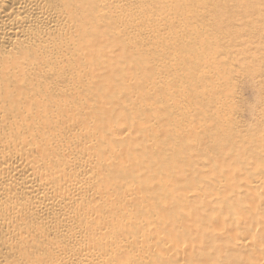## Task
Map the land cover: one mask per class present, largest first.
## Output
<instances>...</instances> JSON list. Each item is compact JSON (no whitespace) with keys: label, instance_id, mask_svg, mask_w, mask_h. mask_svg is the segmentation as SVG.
Instances as JSON below:
<instances>
[{"label":"bare ground","instance_id":"6f19581e","mask_svg":"<svg viewBox=\"0 0 264 264\" xmlns=\"http://www.w3.org/2000/svg\"><path fill=\"white\" fill-rule=\"evenodd\" d=\"M239 3L0 0V226L18 240L10 253L25 264H204L207 250L210 264H264V76L248 61L260 46L240 29L259 27ZM246 80L262 110L244 132L234 113ZM180 154L191 161L174 162ZM250 166L256 175L244 177ZM174 173L195 179L177 192ZM220 213L224 231H239L234 261L218 248L224 231L210 229ZM192 215L207 242L196 241ZM34 247L44 255L30 258Z\"/></svg>","mask_w":264,"mask_h":264},{"label":"rangeland","instance_id":"374dc122","mask_svg":"<svg viewBox=\"0 0 264 264\" xmlns=\"http://www.w3.org/2000/svg\"><path fill=\"white\" fill-rule=\"evenodd\" d=\"M239 4L242 5V6H237V7H240L239 8V12H240V10L242 11V13L241 12L239 13L240 17H242V16L245 17L246 16L247 19L250 20L251 25H254V26L257 25L259 27L258 30L255 29V27H249V26H243L240 29L242 30V38L245 39V38H247L249 36H252L253 43H255V44L260 46V50L258 49L256 52H253L248 61L252 62L254 64V66L259 70V74L257 76H264V23H263V21H264V0H241V3H239ZM252 6L256 7L255 9H253V12H246V7H252ZM238 17L239 16H237L236 14H234V15L231 14V16H229L227 19L229 21H233V19H236ZM20 43H21V41L17 42L16 46H19ZM0 83H1L0 86L1 85L2 86L5 85V84L3 85L2 84L3 82H1V81H0ZM2 86H1V88L3 89ZM5 87L6 86H4V88ZM5 89H7V88H5ZM13 89H11V90L15 91L14 87H13ZM260 94H261L260 88L256 87L255 84H253L250 80L244 81V83H242L240 85V87H237L235 95L238 97L237 100L240 103H239V107H238V113L237 114L234 113L235 117H236L235 123H236L237 126L239 125V127H241L244 130V132H246L247 130H250L251 126L255 123V118L258 117V114H260V111L262 110V102H261V100L259 98ZM192 106L194 108H196L197 110L200 109V107H202L200 105V103H198V102L193 103ZM161 115L164 117V115L162 113H161ZM179 115L192 117L190 110L185 111V112H179ZM161 121L163 122L164 120H161ZM159 123H160V116H159ZM161 130L162 131H166L164 128H161ZM155 145H156L157 148H160V150H163V149L167 148V152L174 151V150L170 149L171 145L168 144V145L165 146V143L162 142L160 139H159V141L157 139ZM200 153H201V155H199V156L204 157L206 159H208V158L213 156V152L210 150V148H203V149H201ZM186 157H188V158H186ZM193 157H196V156L194 155ZM187 159L190 160V154H188L187 156H186V154H180V156L177 157L176 159H174L173 161L176 162V163L184 164ZM193 159L195 160L196 158H193ZM163 162H164V160H163ZM169 164L168 163H165V164L164 163H160L159 167L161 169H166L169 166ZM251 169H253V167H251V166L248 167V171H250V173H248L246 175H243V176L244 177H253V176H255L256 172L254 170H251ZM199 170H202V168H200ZM192 178L195 179L193 175H189V177H187V176H184L183 173H181L180 175L178 173H174L172 179L174 180L173 183L176 184L175 185L176 189L179 190V191L177 190V192H181L183 190L186 191V188L184 186L185 185V181L192 182V180H191ZM201 184H203V183H201ZM190 191H188V192H190ZM225 207H226V209L228 211L231 210V208H229L227 206H225ZM234 210H235V212H238L237 211L238 209L234 208ZM214 215H212V216H214ZM248 219H249V224L247 226L251 225V223H252L251 219L250 218H248ZM259 219H260V217L255 219V221L256 220L259 221ZM212 220H213L212 221L213 226L211 225V228H210L211 232L224 231V229H223L224 226L228 227V225H229V220H226L225 217L223 218V215H221V213L218 214L217 216H214V218ZM199 221L201 222L200 218H197L194 215H192L188 219L187 223L192 227V229L195 228V226L197 227V229H199L197 231V234L195 235V238H196V241L198 243H201L202 240L206 241L205 239H207V236H204V238H203V229H202V225L198 224ZM259 222H261V221H259ZM201 223H203V222H201ZM215 225L216 226H220V227L219 228L218 227H214ZM171 227H173V226L171 224H169L167 228H171ZM213 228H215L216 230H214ZM217 228L219 230H217ZM220 228H222V230ZM230 230H232V229H229V228L225 229V231H224L225 234L224 233H223L224 235L222 234V240L220 242L221 244L219 243L220 245H218V246H221V247H218V248L221 250V252L224 254V256L228 257V259H230V258L232 259L231 255L233 254L232 250H229L231 240H233L235 235H237L238 232H239V231H236L234 229L230 232ZM240 230H244V228L243 229L240 228ZM245 230L248 233L244 232V235H245V233H247L248 236H250V235L251 236L252 235L256 236V234H250V233H253V232H250L249 227L248 228L246 227ZM234 231L237 234H235ZM191 232H194V231L191 230ZM227 232H230V233H227ZM232 234H233V236H232ZM49 235L53 236V232H49ZM257 238H259V237L257 236ZM208 239H209V237H208ZM209 240H211V239H209ZM258 240L262 241V239H260V238ZM17 243H18V240L15 239V238H12L9 234H7V232L5 230V227L0 226V264L2 262H4L5 260H16L20 264H25L27 262L28 258L19 257L18 255H15V254H12V253L9 252L10 246L16 245ZM214 246H216V245H214ZM214 246L212 244H210L208 248L213 247V249H215ZM45 249L46 248L43 249V248H39V247H34L33 248V255L30 256V258H33V256L41 257L42 255H44ZM245 250H246V252L248 251L247 254H250L253 249H252V246L251 247L247 246L245 248H241L239 250V253H243V255H244ZM186 251H192V250L187 248ZM229 256H230V258H229ZM199 260L202 263H204V264H210L211 262L215 263L213 254H208L207 250L205 251V253H202L200 255ZM232 261H234V258L232 259Z\"/></svg>","mask_w":264,"mask_h":264}]
</instances>
